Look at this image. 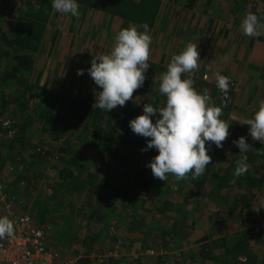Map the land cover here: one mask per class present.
Instances as JSON below:
<instances>
[{"label":"trees","instance_id":"obj_1","mask_svg":"<svg viewBox=\"0 0 264 264\" xmlns=\"http://www.w3.org/2000/svg\"><path fill=\"white\" fill-rule=\"evenodd\" d=\"M77 2L83 13L99 12L108 18L101 23L108 32L132 25L142 32V25L149 26L152 43L145 82L125 106L111 112L94 109L95 94L101 89L91 78L86 84L93 87L86 91V85H80L82 92L73 82L74 71L63 78L38 69L37 58L54 15L51 0H0V117L9 114L15 120L10 135L0 125V195L5 204H11L16 217L29 215L47 232V248L55 251L62 264L75 260L76 264H264V258L254 253L256 243L227 236L229 224L264 228V149L253 151L261 143L250 137V126L241 120L229 121L236 108L237 80L229 73L215 72L214 62L202 69L204 74L202 67L182 74V79H192L199 93L206 89L213 104L222 107L220 119L229 124V135L223 148L211 145L212 162L198 178L190 174L180 180L171 175L165 181L154 178L146 165L158 153L142 152L146 138L134 134L129 121L143 114L144 104L165 105L159 78L182 51L157 54L152 49L158 37L166 38V23L179 36L182 26L173 17L167 20L164 0ZM194 13L193 19L198 18V12ZM157 24L162 26L158 35L151 33ZM240 25L226 32L243 35ZM213 33L216 46L223 44L225 34L218 28ZM204 36L196 41L200 54L208 50ZM62 40V32L56 30L44 52L47 62ZM76 44L70 45L75 48ZM217 73L229 74L235 82L227 99L216 87ZM33 76H37L34 81ZM33 102L34 110L28 111ZM242 136L253 147L244 154L233 143ZM241 159H246L248 171L237 177L233 173ZM80 205L90 213L81 215ZM75 212L83 234L72 228ZM193 214L204 215V222L193 225ZM5 216L0 212V217ZM205 222L211 224L209 232L203 229ZM224 232V237L215 238L214 233ZM241 257L246 258L244 262Z\"/></svg>","mask_w":264,"mask_h":264},{"label":"clouds","instance_id":"obj_2","mask_svg":"<svg viewBox=\"0 0 264 264\" xmlns=\"http://www.w3.org/2000/svg\"><path fill=\"white\" fill-rule=\"evenodd\" d=\"M51 6L62 15H79L77 0H51ZM141 27L142 32L135 25L121 29L115 36L111 52L91 60L88 75L101 89L95 94L94 109L111 112L118 106L123 107L133 99L134 92L143 86L145 74L149 70L152 37L147 24ZM240 28L243 35L256 37L264 30V17L246 13ZM200 60L198 46L191 43L180 54L174 55L166 72L159 78L158 90L166 97L165 105L154 107L152 104H144L143 114L129 121L131 131L146 138L147 146L142 152L155 150L158 153L146 167L151 169L154 178L161 181H165L168 175L177 180L189 174L192 179L203 175L212 162L208 154L211 145L223 148V142L229 135V124L220 119L222 107L213 104L206 89L203 94L199 93L192 79H182V74L198 68ZM84 74L83 69L77 71V75ZM229 84L228 77L216 74V87L221 92L227 93ZM3 119L15 122L6 114L0 117L1 128ZM243 125L250 126L249 135L253 141L264 144V101L259 103L253 118L244 120ZM233 143L240 154L252 148L243 136ZM247 171L246 159H241L237 161L233 175L243 176ZM261 221L264 224V217ZM13 234L14 222L6 216L0 217V239L12 238ZM245 259L239 258L241 262Z\"/></svg>","mask_w":264,"mask_h":264},{"label":"crops","instance_id":"obj_3","mask_svg":"<svg viewBox=\"0 0 264 264\" xmlns=\"http://www.w3.org/2000/svg\"><path fill=\"white\" fill-rule=\"evenodd\" d=\"M164 2L163 8L166 7L167 20L172 19V17L173 19H177L182 26L180 30L183 33H181L180 36L177 32L172 34L171 29H169L170 22L166 23V38H157V44L152 49L153 53L158 54L162 50H167L169 53L178 54L179 52L177 51H183L189 43L197 45L196 41L197 39L199 40V35L205 34L207 36H204L206 39L205 43H209L208 50L207 52L201 51L200 56L203 58H200L202 60L198 62L197 69L200 70L202 67L201 72L204 74L205 72L202 69H205L206 65L210 66V63L214 62L215 68H213V70L215 72L220 71L232 75L237 80L238 87L236 91H234L235 94L233 97L236 108L231 112L229 121L237 122L238 120L244 121L253 118L254 114L259 109V103L264 101V30L256 37H248L247 41L245 40V37H247L245 35L234 34L229 31V33H227L226 31L234 27V24L237 25L241 23L246 13H255L258 16L264 17V0H164ZM196 11L198 12V18L195 17L197 21L193 19V14H195L194 12ZM161 27L160 24H157L155 28L152 29L151 33H156L158 35L157 32H159ZM189 28L193 30H190L188 34H186ZM217 28L219 32L224 33L226 36L223 44L219 46H216L218 39L216 34L213 33L214 29ZM72 29L73 28H71V31ZM236 31L238 30L236 29ZM242 36H244V38H242ZM76 38L77 37L70 39V44L72 42L77 43ZM250 38L253 39L251 42H249ZM70 44L67 51L72 53L75 48H72L73 46ZM214 45L218 47L217 50H214ZM221 47L225 49L221 50ZM211 49L214 51L210 55ZM56 50L57 49L54 48V56ZM78 63L79 65L70 69L68 72H66L68 69H64L63 74L61 71L60 75H63L64 78L66 74L70 75L74 71L75 77H73V82L76 85V89L79 91L82 90L83 92L82 87L86 85V91L90 90L93 85L89 83L86 84L85 74L82 76L77 75L78 70H84V68L81 67L84 65L83 61H79ZM38 66L40 67V63ZM38 69L42 71V69ZM48 73L46 72V74ZM36 78L37 76H33L32 80L34 81ZM45 78H47L46 75L43 79ZM80 85L82 87H80ZM37 88L39 87L37 86ZM253 147V151L257 148L264 149V144ZM256 152L258 151L256 150L255 153ZM202 221L204 222L203 219ZM247 225L251 226L245 224V226ZM202 226L204 230L209 232L208 230L211 227L210 223L205 222ZM214 234L216 239L223 236L219 233ZM249 243H256L254 246V253L258 254L260 258H264V228H261L254 237L251 238ZM257 247L263 248V251L258 253Z\"/></svg>","mask_w":264,"mask_h":264},{"label":"rangeland","instance_id":"obj_4","mask_svg":"<svg viewBox=\"0 0 264 264\" xmlns=\"http://www.w3.org/2000/svg\"><path fill=\"white\" fill-rule=\"evenodd\" d=\"M53 13L54 15L52 16L51 19L52 21L48 24L47 27L46 39L44 43H42L41 45L42 49L40 56L38 55L37 58V61L40 63L39 68L42 69V71L47 73L52 71L53 73H57V74H60L62 71L63 74L64 69H68L66 71L68 72L70 69L75 68V66L79 65L78 63L79 61H83L84 65H82L81 67L84 68L85 71H87V69L91 67V60L93 58L99 55L109 54L111 52L112 48L114 47L115 36L118 34L119 31L118 30L116 32L107 31V26L101 24L103 23V21L105 23L106 21H108V18L102 16L103 14H100L99 12L91 13V11H87V10L83 13L82 8L79 7V15L75 16L78 21L76 22L74 16L71 15L69 16V14H67V17H65L64 15L56 12L55 10L53 11ZM64 22L65 25L63 24ZM71 28H73L72 31ZM104 28H105V33H103ZM123 28H120V30ZM56 30L62 32L63 41L62 43L58 44L57 47L58 49L56 50L55 56L49 62H47V57L44 54V52L48 48L49 41L55 35ZM74 37H77V44L75 46V50L72 53H70L67 51V49H68V45L70 44V39H74ZM38 62L37 65H39ZM86 78H87L86 82H88V80L91 78L88 75V72ZM32 97L36 98L35 93H33ZM35 104L36 102L31 103L28 107L29 109L28 111H33ZM77 207L78 209L81 208L82 210L81 215L84 213L86 214L90 213V211L84 212L85 207L83 205ZM77 214L78 213L75 212V214L73 215L75 225L72 226V228L75 229V231H78L79 229V231H81L83 234L84 230H80V225L82 226L83 224H81L80 216ZM203 217L204 216H201V214H195V215L193 214L190 217L191 219L190 222L192 223L194 221L193 225H199ZM157 218H159V216H157ZM84 224H86V222H84ZM227 227L229 228L227 236L236 237L238 235L239 239L246 238L248 240V243L251 241V238H253L254 235L261 229L258 228L260 227L259 224L249 227L241 223L238 224L237 226H234L233 224H229ZM219 230H223V229H221L220 227ZM201 233L202 232L198 233V235H200ZM223 236H225V232ZM262 251L263 248L257 247L258 253ZM111 255L115 257L118 256L117 252L114 253L112 252ZM77 261L78 260H75L74 262H72V264L77 263Z\"/></svg>","mask_w":264,"mask_h":264},{"label":"built area","instance_id":"obj_5","mask_svg":"<svg viewBox=\"0 0 264 264\" xmlns=\"http://www.w3.org/2000/svg\"><path fill=\"white\" fill-rule=\"evenodd\" d=\"M226 77L230 80L228 92L223 93L220 91L221 96L225 99L228 98L229 92L233 91L235 83L229 76ZM1 123L3 129L13 131L14 121L3 119ZM10 205H6L5 197L0 195V212H2V216L6 214L14 222L13 237L0 239V264H62L58 260L55 251L47 248V232L38 227L29 215L21 218L16 217ZM147 254L153 256L155 253L148 252ZM72 262L67 264H72Z\"/></svg>","mask_w":264,"mask_h":264}]
</instances>
